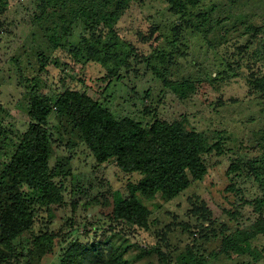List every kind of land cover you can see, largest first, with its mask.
<instances>
[{
    "label": "trees",
    "instance_id": "trees-1",
    "mask_svg": "<svg viewBox=\"0 0 264 264\" xmlns=\"http://www.w3.org/2000/svg\"><path fill=\"white\" fill-rule=\"evenodd\" d=\"M164 1L176 19L167 33L157 25L150 27L149 37L138 33L149 49L145 56L118 27L138 0H34V35L41 37L47 51L36 50L32 77L19 68L27 84V128L20 131L0 121V264H44L54 258L59 264H136L128 257L134 246L120 241L116 227L151 231L158 221L152 219L146 202L158 196L166 202L176 200L204 181L214 158L223 157L230 161L225 192L235 198L223 208V217L215 219L207 207L195 205V223L183 229L190 239L185 249L170 254L162 247L141 248L137 258L155 252L162 264L264 261V68L259 67L264 66V24L231 14L216 22L221 3L215 0ZM9 6L10 0H0V15ZM79 25L84 33L77 37ZM197 35L209 49L223 51L220 68L201 77L175 78L178 59L187 56V36ZM242 39L246 43L240 45ZM60 54L73 66L83 62L103 66L105 91L130 72L132 56L141 58L178 99L199 98L216 110L238 102L215 96L246 68L248 94L259 99L262 115L248 120L256 126L249 142L226 126L199 130L184 115L162 118L151 106L143 110L147 119L118 118L103 102L70 86L66 74L60 91L47 86L44 73L49 65L74 70L69 62L61 63ZM62 146L71 151L84 146L93 157L96 167L86 181L74 180L73 155L56 154ZM109 163L138 177L126 183L127 196L103 177L101 166ZM68 207L70 214L64 218L68 230L62 234L50 229L56 211ZM247 208L251 217H246ZM81 212H86L87 220L91 214L94 235L88 229L80 231ZM42 213L48 215L47 225L41 221ZM100 231L105 235H98ZM157 236L168 240L167 234Z\"/></svg>",
    "mask_w": 264,
    "mask_h": 264
},
{
    "label": "rangeland",
    "instance_id": "rangeland-1",
    "mask_svg": "<svg viewBox=\"0 0 264 264\" xmlns=\"http://www.w3.org/2000/svg\"><path fill=\"white\" fill-rule=\"evenodd\" d=\"M215 1L221 3L214 14L216 22L219 17L231 14L247 18L255 24H264V0ZM34 9V0H10L8 11L0 15V121L5 126L14 125V128L20 131L27 128L29 118L24 94L27 84L21 78L19 68L21 66L26 74L32 77V71L37 66L36 50L47 51V47L42 45L41 37L34 35L37 32L32 24ZM175 19L176 17L169 12L164 0H138L121 20L118 26L119 33L140 53L148 56L150 55L149 49L144 48L138 33L143 32L148 36L152 25L159 26L162 32L167 33L166 30H170ZM216 22L213 23L215 26ZM80 33H84L83 25L75 29L77 37ZM187 38V56L178 59V65L173 69L175 78L181 79L189 75L201 77L220 68L222 50L209 49L208 42L198 35L187 36ZM235 40L233 42H236ZM245 43L246 40L242 39L239 44ZM39 45L42 46L39 47ZM233 50L234 47H231L230 51ZM59 56L62 64L69 62L68 65L74 67V70L68 67L64 68V72L54 64L49 65L47 72L44 73L47 86L52 87L56 92L60 91L61 78H64L66 74L67 83L70 86L86 91L93 98L103 102L118 118L130 116L144 120L146 116L143 110L151 106L162 118L172 120L184 115L199 130L226 126L237 136L242 137L243 141L249 142L253 138V130L256 126L253 121L248 120L258 119L262 115V105L259 104V99L255 95L248 94L246 77L250 71L246 68L240 71L242 73L240 78L224 86L215 96L217 99L222 97L225 102L230 99L238 100V102L227 104L216 110L199 98L184 101L178 99L171 91L163 87L162 82L141 58L136 59L132 56L130 72L122 81L115 80L105 91L106 83L101 79L107 74V70L103 66L92 62H83L73 66L65 54ZM259 67L264 68V66ZM52 122L57 124L55 118H52ZM56 154L59 156L73 155L74 180L78 182L86 181L88 175L96 167L93 157L84 146H78L73 151L62 146L56 150ZM229 165L230 161L227 157L214 158L210 172L204 181L194 183L176 200L166 202L158 196L155 201L146 202L153 211L152 219L158 221L151 231L134 229L132 226H117L116 230L121 236L120 241L129 240V243L134 246L128 253V257L136 264H162L155 252L144 258H137V255H140L141 248L162 247L170 254L185 249L190 239L183 229L184 226L195 223V216L192 213L195 205L207 207L215 219L222 218L223 208L230 207L229 202L235 201L231 194L225 192L229 184L226 176ZM101 168L106 172L103 173V177L109 179L113 188L119 189L125 196L128 195L125 188L126 183L129 180L136 181L138 178L125 175L112 163L104 164ZM86 212H81L78 217V222L81 223L80 231L84 233L85 229H88L94 235L93 227L95 226L91 224L94 221L91 214H89V220L85 218ZM245 213L246 217H251V208H247ZM56 214L57 217L52 224H49V227L55 232L64 234L68 230L64 218L70 214V208H60ZM41 219L44 225H47L48 215L46 213L41 214ZM157 232L167 234L168 240L162 241L158 238ZM98 235L104 236L105 234L100 231ZM194 236L198 238L197 235ZM59 262L58 258H54L47 259L44 264H59ZM260 264H264V261Z\"/></svg>",
    "mask_w": 264,
    "mask_h": 264
}]
</instances>
